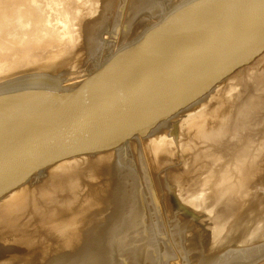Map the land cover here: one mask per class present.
I'll list each match as a JSON object with an SVG mask.
<instances>
[{
    "label": "water",
    "instance_id": "water-1",
    "mask_svg": "<svg viewBox=\"0 0 264 264\" xmlns=\"http://www.w3.org/2000/svg\"><path fill=\"white\" fill-rule=\"evenodd\" d=\"M149 30L0 86V264H264V0Z\"/></svg>",
    "mask_w": 264,
    "mask_h": 264
},
{
    "label": "rangeland",
    "instance_id": "rangeland-1",
    "mask_svg": "<svg viewBox=\"0 0 264 264\" xmlns=\"http://www.w3.org/2000/svg\"><path fill=\"white\" fill-rule=\"evenodd\" d=\"M4 1L3 0L1 1L2 3L0 4V9H2L3 12H5L4 14H6L7 13L6 11H8V9L10 8L9 5H11V8L12 6H14L12 8L14 9V11L11 10V8H10L11 11L9 10L10 13H8L9 15L8 19L10 16H12L11 18L19 17L17 18L19 19V21L17 20L18 23L17 21L14 22L16 23L15 26L13 22L11 23L12 26L15 27L16 29L15 28L11 29L12 26H9L11 28L10 29L8 28L7 30L9 31L8 33L5 30L7 28V24L10 23L9 21H7V17H6L7 14L6 15H4L3 13L0 14V17L1 15H3L1 18L5 19L6 17V19L3 22L0 21V32L2 34V36L0 34V40H1L0 63L3 62V64H0V70L4 68L3 71L0 72V80H1L0 86L6 83H10L15 79L34 78L39 76H43L45 78L49 77L50 82L51 80L54 81V83L60 82L64 86L65 83H67L68 78L72 76L68 74L74 75L76 73L75 74L76 76L84 75L85 78H87L94 71H96L101 65H103L115 52L119 50L118 49L114 53H109L108 51L103 53L104 43L107 42V40L108 42L109 41L115 42L114 40L116 39L112 38L113 35H116L118 38L121 36L124 37L129 32L130 33L133 31L139 32V35L137 33L138 36L135 35V39L133 41H131L128 44H125L124 46L129 45L137 41L139 38H141V36L147 30H149L150 28H152L161 21V20L159 22L157 21L158 23L156 22L155 24H152L149 26V28H147L151 20V17L154 16L155 13H158V10L163 6V3H165L164 4L165 8L168 7V3L171 0L170 1L169 0H60V1L58 0L59 3L56 2V0H54V2L52 0H39L40 3H38V0H34V1L29 0L31 2V3L28 2L29 4L27 3L26 0H23L24 3H22L21 0V2H19L18 5H17L18 2L16 3V1L18 0H15V4L14 1L12 0H6L5 3ZM9 1H12V4ZM49 1L52 2L49 3ZM186 1L187 0L180 2V4L176 6V8ZM32 2H34V4ZM25 3H27L26 7L24 5ZM30 4H32L31 6L33 7L35 6V4L36 6L33 8L30 6ZM1 5L2 6L5 5L6 7L3 6L4 7L3 9L1 8L2 7ZM15 5H17L18 7L17 6L15 7ZM20 5L23 6V9L25 8L26 10L25 9L20 10L21 9V7H19ZM36 8H38L37 11ZM29 9L30 10L35 9L34 11L36 12H32L33 14L28 12L27 14L26 11H29ZM174 9L166 10L165 11V13H167L166 15L171 13ZM2 10L0 12H2ZM23 11L27 15L24 14ZM22 14H24V16L26 15L25 16L26 19H24L25 17L23 18ZM27 16L28 17L32 16L30 17L31 20ZM22 18L24 22H27L24 23L25 25L27 24L26 25L27 27L24 26L23 24L22 26L27 28V29L25 28V30L28 31L29 35H27V32L25 33V36H27L26 37L27 42L23 41L22 43L20 41L19 43L22 44L19 43L17 44L15 38H14L15 41L14 40L11 41V40L13 39L12 37L15 34H16L15 37L17 38L18 35L17 32L20 31L19 32L20 35V33L23 31V29H21L22 27L20 26L23 21ZM4 25H6V28ZM1 27L3 29H1ZM13 30H15V32H13ZM7 34L10 35V38ZM3 35L6 37V39H4L5 37ZM14 42L16 44H14ZM65 42H69V43L65 44ZM30 43H32L31 44L32 50L31 49L29 50L31 46L29 45ZM9 44L10 46L11 45L13 46L15 45V46L10 47ZM2 47L3 49H8V48L10 49L13 47L12 48L13 50L8 49L10 51V56L8 55L6 59H5L6 56H4V54L7 55L8 53L6 52V50L3 51L1 49ZM26 51H28L27 52L28 55L25 54ZM30 52H32V54ZM57 54L58 56L54 58V55ZM52 57L54 58V60L56 59L55 60L56 62H53V60H51L53 59ZM85 58L88 59L86 60ZM25 59L27 60V62ZM59 59L61 60L59 61ZM24 60L25 62H22ZM49 60L50 63H48ZM59 62H61L60 65ZM22 66L23 69L21 72L20 69ZM24 67L26 68L25 70ZM18 69L20 71H18ZM83 70L86 71L85 73L83 72L82 74ZM5 72L7 75L5 74ZM13 74L15 76H12ZM46 82H49V79Z\"/></svg>",
    "mask_w": 264,
    "mask_h": 264
},
{
    "label": "bare ground",
    "instance_id": "bare-ground-1",
    "mask_svg": "<svg viewBox=\"0 0 264 264\" xmlns=\"http://www.w3.org/2000/svg\"><path fill=\"white\" fill-rule=\"evenodd\" d=\"M1 1H2V0H1ZM1 1H0V4L2 3ZM3 1H4V0H3ZM5 1H6V0H5ZM5 1H4V3H5ZM12 1H14V4H15V0H12ZM12 1H9V2H11V4H12ZM26 1H27V3H28V2L31 3V2H30L31 0H30V1H29V0H26ZM26 1H25V2H26ZM33 1H34V0H33ZM52 1L54 2V0H52ZM52 1H49V3H51ZM59 1H60V0H59ZM59 1L56 0V2H58V3H59ZM169 1H170V0H169ZM182 1H184V0H171V1L168 3V7H166V8H165V5H164L165 3H163V6H162L161 8H159L158 13H155L154 16L151 17V20H150L149 25L147 26V28H149L150 25L155 24L157 21L159 22L160 20H161V21H160L159 23H158V22H157V23H158V24H161V22H162L163 20H165L166 17L169 16V14L166 15L167 13H165V11L168 10V9L172 10V9L176 8V6H177L178 4H180V2H182ZM17 2H18V3H17ZM19 2H21V0H20V1H19V0L16 1L17 5L19 4ZM35 2H36V1H35ZM71 2H72V1H71ZM22 3H24L23 0H22ZM27 3L24 4L25 7L27 6ZM29 3H28V4H29ZM32 3L34 4V2H32ZM38 3H40L39 0H38ZM38 3H37V5H38ZM14 4H13V5H14ZM54 4H55V3H54ZM5 5H6V4H5ZM5 5H3V6H5ZM17 5H15V7H16ZM21 5H22V4H21ZM21 5L19 6V7H21L20 10H24L25 8L23 9V6H21ZM31 5H32V4H30V6H31ZM41 5H42V4H41ZM50 5H51V4H50ZM166 5H167V4H166ZM181 5H182V4H181ZM1 6H2V5H1ZM3 6H2L1 8L4 9ZM35 6H36V4H35ZM35 6H34V7H35ZM51 6H52V5H51ZM58 6H60V5H58ZM5 7H6V6H5ZM9 7L11 8V5H9ZM9 7H8V8H9ZM13 7H14V6H12V8H13ZM17 7H18V6H17ZM31 7H33V6H31ZM34 7H33V8H34ZM38 7H39V6H38ZM10 8L8 9V11H6V12H7V13H6V14H7V16H6V17H7V21L10 22V23H8L9 25L7 24V28H6V25H4L5 28H6V29H5L6 31L8 30V28H9V29L11 28V27H9V26H12V24H11L12 22L14 23V22L17 21V20L19 21V19H17V18H19V17H17V18H16V17H15V18H11L12 16H10L9 19H8V16H9L8 13H10L11 10L14 11V9H12V8H11V10H10ZM28 8H29V6H28ZM71 8H72V7H71ZM71 8H70V9H71ZM177 8H178V7H177ZM177 8H176V9H177ZM16 9H17V8H16ZM37 9H38V8H36V11H37ZM1 10H2V9H0V11H1ZM5 10H7V9H5ZM9 10H10V11H9ZM25 10H26V9H25ZM34 10H35V9H33V10H32V9H31V10L29 9V11H26V13L28 14V12H29V13L36 12V11H34ZM44 10H45V8H44ZM174 10H175V9H174ZM174 10H173V11H174ZM18 11H19V10H18ZM30 11H31V12H30ZM55 11H56V10H55ZM57 11H58V10H57ZM173 11H172V12H173ZM16 12H17V10H16ZM39 12H40V11H39ZM69 12H70V11H69ZM2 13L4 14L5 12H3V10H2V12H0V14H2ZM21 13H22V12H21ZM23 13L26 14L24 11H23ZM60 13H61V12H60ZM6 14H4V15H6ZM19 14H20V12H19ZM19 14H18V15H19ZM24 14H22V15H23V18L27 15V14H26V15L24 16ZM32 14H33V13H32ZM32 14H30V15H32ZM57 14H59V13H57ZM22 15H21V16H22ZM165 15H166V16H165ZM2 16H3V15H1V17H2ZM43 16H44V15H43ZM70 16H71V15H70ZM1 17H0V21L3 22V21L6 19V17L4 16L5 19H3V18H1ZM27 17H28V16H27ZM30 17H32V16H30ZM30 17H28V18L30 19ZM23 18H22V20H23ZM24 19H26V17H25ZM149 19H150V18H149ZM27 20H28V19H27ZM30 20H31V19H30ZM18 21H17V23H18ZM25 21H26V20H25ZM37 21H38V19H37ZM66 21H67V20H66ZM28 22H30V21H28ZM24 23H27V22H24V20L22 21V23H21L20 26L22 27L21 29H23V31H22V32L20 33V35H19V32H20V31L18 30L19 32H17V34H18V35H17V38L15 37L16 34L13 36V33H12V36H13V37H12V36H11V37H12L13 39H12L11 41H13L14 38H15L17 44H18L20 41H21L22 43H23V41H26V37H27V36H25V33L27 32V35H29V34H28V31L25 30V28L27 27V26H26L27 24L25 25ZM3 24H5V23H3ZM15 24H16V23H14V26H15ZM22 24H23L24 26H26V27L22 26ZM67 24H68V23H67ZM158 24H157V26H158ZM17 25H19V24H17ZM4 26H3V27H4ZM34 26H35V25H34ZM28 27H29V26H28ZM14 28H15V27L12 26L11 29H14ZM1 29H3V28L1 27ZM15 29H16V28H15ZM26 29H27V28H26ZM28 29H29V28H28ZM50 29H51V28H50ZM24 30H25V31H24ZM35 30H36V29H35ZM144 30H145V29H144ZM2 31H3V30H2ZM131 31H132V30H131ZM150 31H151V30H148L144 35L147 36V34H148ZM7 32L9 33V31H7ZM13 32H15V30H13ZM29 32H30V30H29ZM10 33H11V30H10ZM23 33H24V34H23ZM47 33H48V32H47ZM52 33H53V32H52ZM137 33H138V35H139V32H135V31H133V32H131V33L129 32V33L126 34L124 37L121 36V37H118V38H117L116 35H113L112 38L116 39V40H114L115 42H112V41H109V42H108V40H107V42L104 43L103 53H105V52H107V51H108L109 53H114V52L117 51L118 49L120 50V48H121V47L123 48V46H124L125 44H128V43H130L131 41H133V40L135 39V35H137ZM0 34H1V32H0ZM5 34H6V33H5ZM7 35H8L9 38H10V35H9V34H7ZM7 35H6V36H7ZM138 35H137V36H138ZM1 36H2V34H1ZM3 36H4V35H3ZM137 36H136V37H137ZM146 36H145V37H146ZM4 37H5V36H4ZM110 37H111V36H110ZM36 38H38V37H36ZM4 39H6V37H5ZM27 39H28V38H27ZM109 39H110V38H109ZM7 40H8V38H7ZM15 40H14V41H15ZM39 40H40V39H39ZM65 40H66V39H65ZM111 40H112V39H111ZM0 41H1V40H0ZM11 41H10V42H11ZM31 41H32V40H31ZM41 41H42V40H41ZM5 42H6V41H5ZM26 42H27V41H26ZM71 42H72V41H71ZM71 42H70V43H71ZM3 43H4V42H3ZM12 43H13V42H12ZM12 43H10V44H12ZM16 43L14 42V44H16ZM22 43H19V44H22ZM66 43L68 44L69 42H65V44H66ZM1 44H2V43H1ZM10 44H9V46H10ZM31 44H32V43H30L29 45H31ZM34 44H35V43H34ZM65 44H63V45H65ZM1 46H2V45H1ZM6 46H7V44H6ZM11 46H13V45H11ZM11 46H10V47H11ZM14 46H15V45H14ZM14 46H13V47H14ZM22 46H24V45H22ZM25 46H26V45H25ZM27 46H28V45H27ZM13 47H12V48H13ZM72 47H73V46H72ZM124 47H125V46H124ZM4 48H5V47H4ZM7 48H8V47H7ZM12 48H10V49H12ZM25 48H26V47H25ZM31 48H32V45L30 46L29 50H30ZM62 48H64V47H62ZM1 49H2L3 51L6 50V52L8 53L7 55L4 54V56H6L5 59L7 58L8 55L10 56V51H9L10 49H9V48H8L9 50H8V49H3V47H2ZM12 50H13V49H12ZM12 50H11V51H12ZM23 50H24V49H23ZM23 50H22V53H23ZM29 50H28V51H29ZM31 50H32V49H31ZM64 50H65V49H64ZM64 50H63V51H64ZM3 51H2V52H3ZM28 51H26V53H25L26 55H28V53H27ZM59 51H60V50H59ZM59 51H58V52H59ZM58 52H57V53H58ZM60 52H61V51H60ZM3 53H4V52H3ZM3 53H2V55H3ZM12 53H13V52H12ZM30 53L32 54V52H30ZM33 53H34V52H33ZM115 53H116V52H115ZM115 53H114V54H115ZM53 54H54V53H53ZM13 55H14V54H13ZM13 55H12V56H13ZM33 55H34V54H33ZM57 56H58V54H57V55H54V58L57 57ZM28 57H29V56H28ZM8 58H9V57H8ZM50 58H51V57H50ZM52 58H53V57H52ZM54 58L51 59V60H53V62H56V61H55L56 59L54 60ZM103 58H105V57H103ZM103 58H102V59H103ZM9 59H10V58H9ZM63 59H64V58H63ZM85 59L87 60L88 58H85ZM17 60H18V59H17ZM25 60H26V59H25ZM25 60L22 61V62H25ZM57 60H58V59H57ZM60 60H61V59H59V61H60ZM64 60H65V59H64ZM86 60H84V61H86ZM6 61H7V60H6ZM11 62H12V61H11ZM26 62H27V60H26ZM46 62H47V61H46ZM51 62H52V61H51ZM18 63H19V62H18ZM48 63H50V60H49ZM60 63H61V62H59V65H60ZM0 64H3V62H1ZM82 64H83V63H82ZM30 65H32V64H30ZM53 65H54V64H53ZM55 65H56V63H55ZM80 65H81V63H80ZM14 66H15V65H14ZM17 66H18V65H17ZM24 66H25V65H24ZM27 66H28V65H27ZM47 66H48V65H47ZM5 68H6V67H5ZM10 68H11V67H10ZM15 68H16V67H15ZM3 69H4V68H3ZM3 69H1L0 72L3 71ZM22 69H23V66H22L21 69H20L21 72H22ZM25 69H26V68L24 67V70H25ZM12 70H13V69H12ZM20 70L18 69V71H20ZM4 71H5V70H4ZM85 71H86V70H83V71H82V74H83V72L85 73ZM77 73H78V72H77ZM5 74H6V72H5ZM18 74H19V72H18ZM75 74H76V73H75ZM75 74H74V75H75ZM78 74H79V73H78ZM6 75H7V74H6ZM16 75H17V74H16ZM66 75H67V74H66ZM68 75H72V76L68 78L67 83H65L64 86H73V85H77V84H79L82 80H85V76H84V75H80V76H76V75H75V77H74L73 74H68ZM12 76H15V75L13 74ZM6 77H7V76H6ZM2 79H3V78H2ZM0 81H1V80H0ZM53 83H54V82H53ZM62 86H63V85H62Z\"/></svg>",
    "mask_w": 264,
    "mask_h": 264
}]
</instances>
